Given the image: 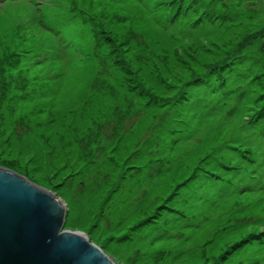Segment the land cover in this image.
Here are the masks:
<instances>
[{"label": "rangeland", "instance_id": "1", "mask_svg": "<svg viewBox=\"0 0 264 264\" xmlns=\"http://www.w3.org/2000/svg\"><path fill=\"white\" fill-rule=\"evenodd\" d=\"M0 166L116 264H264V0H0Z\"/></svg>", "mask_w": 264, "mask_h": 264}, {"label": "water", "instance_id": "2", "mask_svg": "<svg viewBox=\"0 0 264 264\" xmlns=\"http://www.w3.org/2000/svg\"><path fill=\"white\" fill-rule=\"evenodd\" d=\"M0 166V264H116L87 233L64 229L63 197Z\"/></svg>", "mask_w": 264, "mask_h": 264}, {"label": "trees", "instance_id": "3", "mask_svg": "<svg viewBox=\"0 0 264 264\" xmlns=\"http://www.w3.org/2000/svg\"><path fill=\"white\" fill-rule=\"evenodd\" d=\"M11 1H13V0H11Z\"/></svg>", "mask_w": 264, "mask_h": 264}]
</instances>
